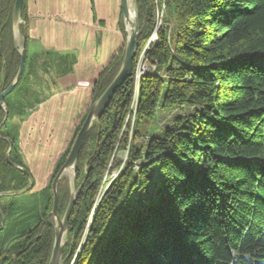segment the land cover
<instances>
[{"label":"trees","instance_id":"16d2710c","mask_svg":"<svg viewBox=\"0 0 264 264\" xmlns=\"http://www.w3.org/2000/svg\"><path fill=\"white\" fill-rule=\"evenodd\" d=\"M137 2V57L148 47L146 59L156 63L157 71L144 73L139 82L136 136L138 123L152 120L159 105L193 110L176 118L163 137L150 139L136 172L133 163L142 150L132 147L130 160L94 211L134 95V63L132 78L117 91L80 152L78 183L87 178L70 220L65 264H264V0H164L168 26L159 29L155 0ZM15 3L0 0L4 89L21 62L13 33ZM25 7L26 0L23 19ZM123 52L122 45L104 68L92 103L114 79ZM44 90L26 62L21 81L5 99L9 118L0 135L14 143L10 159L22 167L14 120L45 98ZM4 118L0 109V125ZM115 118L120 122L113 130ZM8 149L9 142L0 139V193L28 185L26 176L8 163ZM58 193L62 216L69 202L66 180ZM47 195L43 219L31 233L30 228L20 232L25 239L17 249L23 250L21 264L49 262L54 240L50 188Z\"/></svg>","mask_w":264,"mask_h":264},{"label":"crops","instance_id":"0c3cea01","mask_svg":"<svg viewBox=\"0 0 264 264\" xmlns=\"http://www.w3.org/2000/svg\"><path fill=\"white\" fill-rule=\"evenodd\" d=\"M122 14V0H26L20 31L28 69L46 93L18 127L20 156L32 175L63 159L104 68L122 48ZM39 148L36 163L28 150Z\"/></svg>","mask_w":264,"mask_h":264},{"label":"water","instance_id":"95a60500","mask_svg":"<svg viewBox=\"0 0 264 264\" xmlns=\"http://www.w3.org/2000/svg\"><path fill=\"white\" fill-rule=\"evenodd\" d=\"M23 4H24V0H16L14 12H13L14 40H15V43L21 55V62H20L17 75L15 79L13 80V82L9 85V87L7 89H4L3 82L0 86V109H3L5 111V118L2 124L0 125V130L6 124L9 118V110L5 104V99L8 95H10L14 91V89L17 87V85L21 81L24 70H25V66H26V60H27L26 37L19 36L20 25L21 23H23V21H21ZM122 11H123L122 27L124 30V44H123L124 52H123V59H122L121 66L117 74L115 75L114 79L112 80L110 85L107 87V89L94 103L91 104L90 109L85 115L86 117L84 116L85 119L84 118L82 119L84 121H82L81 123V128L78 131V133L75 135V138H73L72 140L73 143L69 145L67 149L69 153L62 167L60 168L57 175L55 176V179L52 182L51 191H52L53 202H52V208H51L50 214L53 220L54 240H53L51 255H50L48 264H65L66 260L69 257L68 255L67 256L65 255V250L70 242V237H69L70 220H71L74 208L78 202V199L81 196V193L83 191L86 178H87L86 176L83 182L81 184H78L77 163H78V158L82 150L83 144L85 142V139L88 133L95 126H99L103 115L105 114L106 110L110 106L111 101L113 100L117 91L123 86V84L125 83L127 79L132 78L133 76L134 63L137 61V58H138L137 57V54H138L137 46H138V38L140 35V27H141L137 0H122ZM21 38H22V41H21L22 45L19 46L18 41L19 39L21 40ZM135 66L137 65L135 64ZM135 75H136V69H135ZM118 122H120V119L115 118L113 126H112L113 130L116 129ZM122 127H123V124L121 125L120 123L119 125V130L121 129L120 138H119L120 141L122 138ZM0 139L9 142V149L6 154L8 163L14 168H16L17 170H19L21 173H23L29 182V186L25 190L18 191V192L11 191V192H6V193H0V199L2 197H14V196L24 195L30 190H32L35 185L32 174L26 168L12 163L10 157H11V153L14 148V143L10 141L9 139L2 137L1 135H0ZM150 139L151 137L148 135L142 137V143L144 144V147H146L149 144ZM128 140L129 139L126 138V143L128 144V147L126 148L127 150L126 152H124L126 156H124V158L118 162L120 165L118 166L117 169H114V170L112 168L114 166L113 156L115 153H113L112 155V158L110 160V163L107 169H108V172L110 170H113L114 172L113 176L116 174H118L119 176L121 171L124 169L128 161L130 160L132 141L128 142ZM99 148H100V133L98 134L95 152H98ZM117 150L118 148L116 146V149L114 152H116ZM145 151H146V148L145 150L140 151L139 158L133 163L134 172H136L135 170L136 166L140 168L144 164ZM85 169L87 170L88 166ZM65 177L67 178L68 183H69L70 197H69V202L67 204L65 211L62 217H60L59 216L58 187L61 181ZM114 180L112 181V183L114 182ZM0 219H1L0 233H2L6 227V216L1 210V208H0Z\"/></svg>","mask_w":264,"mask_h":264},{"label":"rangeland","instance_id":"374dc122","mask_svg":"<svg viewBox=\"0 0 264 264\" xmlns=\"http://www.w3.org/2000/svg\"><path fill=\"white\" fill-rule=\"evenodd\" d=\"M155 4H156L155 5L156 26L158 29L159 28H167L168 24H165L164 18H163L165 11H166L165 2H164V0H163V2H160V0H155ZM138 11H139V8H138ZM21 21H23V18L21 19ZM23 23H24V21H23ZM23 23H21L20 27L23 25ZM157 32L158 31H156L155 33L152 34L151 39L154 37H155V39L157 38ZM19 36L22 37V33L20 30H19ZM21 41H22V38H21V40L19 39V41H18L19 46L22 45ZM146 56L147 55H145L144 57H146ZM139 57H141V59H142L140 61V64L144 63L143 62L144 61L143 56H141L139 54L137 61H136V65L138 63ZM26 62H27V65L29 66L27 60H26ZM45 100H46V97L44 98L42 96V99L40 100V102L45 101ZM137 100L138 99L136 98V103H137ZM37 104H39V102L34 104V106H32L31 108L26 109L25 114L21 118H16L14 120V123H17L18 126L20 127V124L23 122L22 120H23L24 116L31 109L36 107ZM133 104L134 103H131V107H130L131 109L133 108L132 107ZM192 110L193 109L190 107L182 108V109H179V108L163 109L161 107V105H159L157 112H156V114L152 120L141 121L138 123V126H137L138 135L137 136L135 134V130H136L135 127L136 126L134 127V133H133L131 140H130L129 134H126V131L123 133L121 141L118 142V144H117L118 150L116 152H114L115 154L113 156V164L119 162L121 159L124 158V156H126V154H124V152H126V150H127L126 148L128 147V144L126 143V138L129 139L128 142L132 141L131 147L135 146L137 149L140 148L143 151V150H145L144 144L142 143V137L143 136L148 135L151 138L163 137L165 134V131L168 128L172 127L173 121L176 118L181 117L182 115H184V113L189 115L190 112H192ZM135 113H136V110L133 111L131 114L134 115ZM82 121L80 122L78 129L76 130L73 138H75V135L80 130ZM136 137H138V138H136ZM73 138H72V140H73ZM72 140H71L70 144L73 143ZM69 145L67 147H69ZM131 150H132V148H131ZM28 151H29L30 156L33 157L37 161L36 163H39L40 160L37 159V157L38 158H40V157L37 154L40 153V148L38 150H33V149L30 150L29 149ZM68 153H69V151L66 149L65 155H68ZM22 162H23V159H22ZM62 165H61V167H62ZM24 168H26L27 170L31 169V167H27L25 165V163H24ZM50 168H49V170H50L49 172H48V169L46 170V174L44 173L42 167L37 168V170L34 172L35 176L32 175L35 185H34L33 189L30 190L29 192H27L26 194L21 195V196H14V197H2L0 199V208L3 211V213L6 212L8 214V220H9V221H7V218H6L5 230L2 233H0V264L6 255H8L7 260L9 261V264H12L13 261H14L13 264H21L20 258L22 257L21 254H22L23 250H17V249H19L18 247L23 245V241H25V239H22L20 237L21 236L20 232H22L24 230H28L30 228V231H28V232L31 233L34 230V228L39 224V222L43 219V214L45 212V207H46L47 199H48L47 192L50 188V192L52 193V191H51L52 182L55 179V178H53V176L55 174V170L57 169V168L55 169L54 167L52 169H50ZM113 170H110L108 172V169H107L105 171V173L103 174V178H102L103 180L101 182L99 192L97 193V196H96L94 203H93L94 211L96 210L98 204L101 202V200L104 196L105 190L107 188V185L110 182H112L118 176V174L116 176H113V173H114ZM154 171H156V169H154ZM63 180H66L68 183V180L66 177ZM28 186H29V182H28V185L26 186V188ZM26 188H24L23 190H25ZM68 189H69V183H68ZM58 190H59V187H58ZM13 192H18V191L13 190ZM4 193H6V192H4ZM69 194H70V192H69ZM58 195H59V193H58ZM69 197H70V195H69ZM60 217H62V216H60ZM83 242L84 241L82 240V243ZM25 263L26 262H24L23 264H25Z\"/></svg>","mask_w":264,"mask_h":264},{"label":"built area","instance_id":"2783aa9c","mask_svg":"<svg viewBox=\"0 0 264 264\" xmlns=\"http://www.w3.org/2000/svg\"><path fill=\"white\" fill-rule=\"evenodd\" d=\"M156 39L154 37V38L151 39V41H156ZM147 48L148 47H145L144 50L142 51V56L144 58V61H143L144 63L140 64V61L142 59H141V57H139V60H138L137 66H136L135 89H134L135 91H134V95L132 97V102L131 103H136L137 78L141 77V74H144V73H156V71H157L156 63H154L153 61L150 62L148 59H146L147 56L144 57L145 55H147ZM130 107H131V105H130ZM135 122H136V115H130V109H129V113L127 115L126 121L124 122L123 127H122V135H123V133L125 131H126V134H129L130 130H134ZM135 170H136V168H135ZM116 175H114V176H116Z\"/></svg>","mask_w":264,"mask_h":264},{"label":"bare ground","instance_id":"6f19581e","mask_svg":"<svg viewBox=\"0 0 264 264\" xmlns=\"http://www.w3.org/2000/svg\"><path fill=\"white\" fill-rule=\"evenodd\" d=\"M141 56H142V54H141ZM143 75H144V74H141V77H142ZM141 77H138V78H137V84H136V98H137V99H138V96H139V95H138V93H139V92H138V89H139V86H140V85H139V82H140ZM136 104H137V103H134L133 106H132L133 108H132V109L130 108V115H133V114H131V113H132L133 111L136 110V106H137ZM132 132H133V130H131L130 138H131V136H132ZM130 140H131V139H130ZM109 184H110V183H109Z\"/></svg>","mask_w":264,"mask_h":264},{"label":"flooded vegetation","instance_id":"af4514ba","mask_svg":"<svg viewBox=\"0 0 264 264\" xmlns=\"http://www.w3.org/2000/svg\"><path fill=\"white\" fill-rule=\"evenodd\" d=\"M8 255L5 256V258H3L1 264H9V261L7 260ZM18 260V259H17ZM14 263V261L12 262V264Z\"/></svg>","mask_w":264,"mask_h":264}]
</instances>
